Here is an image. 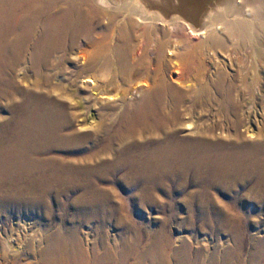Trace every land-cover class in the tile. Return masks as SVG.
Returning a JSON list of instances; mask_svg holds the SVG:
<instances>
[{"label":"bare ground","instance_id":"1","mask_svg":"<svg viewBox=\"0 0 264 264\" xmlns=\"http://www.w3.org/2000/svg\"><path fill=\"white\" fill-rule=\"evenodd\" d=\"M262 5L225 0L196 28L141 0H0V99L12 104L0 119V188L15 187V199L29 195L34 204L75 193L65 204H75L79 216L109 219L132 213L118 188L135 190L131 201L155 203L157 191L193 185L183 200L215 212V224L234 236L231 247L229 239L217 241L225 256L214 250L207 264H264V236L253 238L245 257L244 233L233 232L245 230L241 206L264 204V124L253 131L238 117L216 133L218 123L195 115L213 103L223 117L243 106L247 95L238 84L250 92L249 83L210 51L231 36L255 41L264 27ZM206 58L214 69L208 80ZM164 226L150 247L140 246L138 233L126 240V254L107 242L101 256L93 255L91 239L77 236L68 243L77 255H67L69 246L52 236L45 259L196 264L203 239L178 235L176 245Z\"/></svg>","mask_w":264,"mask_h":264},{"label":"rangeland","instance_id":"2","mask_svg":"<svg viewBox=\"0 0 264 264\" xmlns=\"http://www.w3.org/2000/svg\"><path fill=\"white\" fill-rule=\"evenodd\" d=\"M141 1L151 10H158L165 15H180L194 24L196 28L202 26L204 15L208 11H214L225 2V0ZM262 8L264 15V5H262ZM177 36H183L179 29H177ZM233 38L232 36L225 38V41L227 40V43L223 41L226 43L225 45L214 46L212 53L215 55L211 54L210 51V56L218 61H225V64H227L225 69L229 74H234L238 78L243 77L245 81L247 80L250 92L252 93L249 91L244 92L245 86L239 83L238 88L240 92H243L242 96L247 95V98H245L243 106H240L237 112H232L231 110L225 111V117L222 116V112H219L216 103L207 105L204 108H200L199 106L196 108L195 115L200 117V121H214L218 123L219 126H217L219 128H217L216 133L221 131L220 127H226L228 123L235 121L238 117L244 125L253 131H256L258 127L264 124V27L256 34L255 41H238V39ZM236 40L237 42H234ZM232 42H234V46L230 45ZM227 51L230 53L227 54ZM236 52L239 53L236 54ZM206 63L208 68L206 79L208 80L214 76L212 74L214 69L209 64L208 58H206ZM229 80L230 78H228L227 82ZM0 100V119L8 118L12 106L10 98L5 97ZM188 118L195 120V117ZM1 124H4V122L0 121V129ZM173 187L168 190L169 193H163L162 191L155 192L153 195L154 197L156 196L155 199L157 201L155 203L131 201L129 197L135 194V190L127 193L125 190L118 188L116 190L117 197L123 196L126 199L123 206L125 210H131L133 214L131 212H123L125 214L122 215L123 217H111L109 219L97 217L84 218L79 216L78 208L75 204L68 202L65 204L66 199L71 200L75 197V193L69 194L67 198H65V194L61 195L60 202L52 200L50 202L42 201L34 204L29 195L22 194L15 199V187H2L0 188V264H53L45 259V250L52 236H57L60 241H63L67 245L68 243H76L77 236L83 242L86 239L87 242L91 239L92 243H89V246L91 249L94 247V251L91 250L93 255L97 254L101 256L104 250L102 248L107 245L105 244L107 242L111 243V245L113 244V247H117L118 253L123 252V254H126L128 252L124 246L126 240L135 239V237L140 235V246L150 247V240L153 242L158 230L163 225L165 226L162 230L167 231L169 236L173 237L176 245L179 238L178 235H191V237L203 239L202 242L205 245L202 247L203 252L201 257L195 259L196 264H207L211 260L210 256L213 255L214 250L216 255L223 259L225 252H219L214 245H216L219 239H229V247H231L234 239L233 233L220 229L215 224L216 218H218L215 212L207 213V207H200L198 204L189 205L183 200L185 193L195 190L193 185L187 186L186 189L180 188L177 190L176 187ZM239 192L243 193L244 191ZM241 207L244 210L243 221L245 226H243V229L245 230L241 232L239 227L233 226L235 228H233V232L244 233L243 255L246 257L248 253L254 250L253 238L255 236L259 238L264 236V204ZM231 208L233 209L232 215H239L240 210H238V206L233 207L232 205ZM201 211H205L206 215H203ZM132 224L134 229L136 227L135 231L129 227ZM227 224L230 223L227 222ZM137 228L140 230L139 232ZM135 234L137 236L134 237ZM70 244L68 245L69 251L66 254L77 255V249ZM132 261L130 257L127 261L123 260L122 264H130Z\"/></svg>","mask_w":264,"mask_h":264}]
</instances>
